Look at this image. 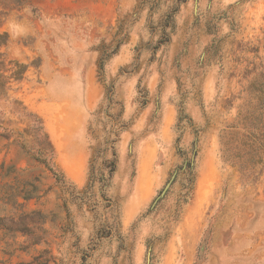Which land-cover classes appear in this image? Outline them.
I'll use <instances>...</instances> for the list:
<instances>
[{"label":"rangeland","instance_id":"rangeland-1","mask_svg":"<svg viewBox=\"0 0 264 264\" xmlns=\"http://www.w3.org/2000/svg\"><path fill=\"white\" fill-rule=\"evenodd\" d=\"M0 264H264V0H0Z\"/></svg>","mask_w":264,"mask_h":264},{"label":"trees","instance_id":"trees-1","mask_svg":"<svg viewBox=\"0 0 264 264\" xmlns=\"http://www.w3.org/2000/svg\"><path fill=\"white\" fill-rule=\"evenodd\" d=\"M15 2H19V0H15ZM5 38V35H0V41L4 40ZM2 66H3V63L2 61L0 60V95H3L5 93V90H6V87H7V84L9 82V79L10 77L12 76H19V74H21L22 72V68L20 67L21 65H19L18 63H15V66L18 67V69L12 71L10 73V75H6L4 74V69H2ZM261 136H264V134H261ZM264 147V145H263Z\"/></svg>","mask_w":264,"mask_h":264}]
</instances>
